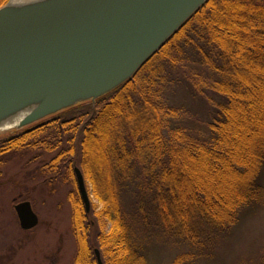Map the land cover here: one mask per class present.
Returning a JSON list of instances; mask_svg holds the SVG:
<instances>
[{
	"label": "trees",
	"instance_id": "obj_1",
	"mask_svg": "<svg viewBox=\"0 0 264 264\" xmlns=\"http://www.w3.org/2000/svg\"><path fill=\"white\" fill-rule=\"evenodd\" d=\"M186 63L206 69L195 86L214 96L197 130L172 126L179 110L166 96ZM31 152L49 184L76 188L77 167L105 205L87 214L70 194L75 264H97L95 248L103 264H150L152 236L197 247L230 231L264 195V0H208L131 80L0 137V167ZM199 257L193 248L170 264Z\"/></svg>",
	"mask_w": 264,
	"mask_h": 264
},
{
	"label": "water",
	"instance_id": "obj_2",
	"mask_svg": "<svg viewBox=\"0 0 264 264\" xmlns=\"http://www.w3.org/2000/svg\"><path fill=\"white\" fill-rule=\"evenodd\" d=\"M207 2L8 0L0 7V134L94 102L131 80ZM73 172L89 214L84 177L77 167ZM15 211L22 230L38 225L28 202ZM94 255L103 264L97 249Z\"/></svg>",
	"mask_w": 264,
	"mask_h": 264
},
{
	"label": "rangeland",
	"instance_id": "obj_3",
	"mask_svg": "<svg viewBox=\"0 0 264 264\" xmlns=\"http://www.w3.org/2000/svg\"><path fill=\"white\" fill-rule=\"evenodd\" d=\"M202 68L186 63L185 68L175 70V86L166 93L170 104L179 110L172 126L191 128L198 123L194 128L197 130L212 111L213 106L207 99L214 100V96L206 90L200 94L195 86L199 82L197 76L209 74ZM12 133H2L0 137ZM35 153L13 156L0 167V264H75L78 241L72 228L74 209L70 194L76 191L79 196L77 187L61 180L49 184L46 178L40 177L36 172L37 161H31ZM50 157L46 155L43 161L47 163ZM261 176L264 186V168ZM84 181L90 213L98 216L105 205L93 194L92 185L85 178ZM18 194L31 201L40 219L39 225L29 232L20 229L13 210L12 198ZM122 198L126 209L135 202L132 193L125 192ZM19 201L24 199L15 203ZM97 222L101 229L102 226L106 230L111 228V224L102 217ZM193 248L200 256L199 264H264V195L254 208L241 215L230 231L220 233L205 245L191 247L152 236L147 245L149 263L170 264L179 252Z\"/></svg>",
	"mask_w": 264,
	"mask_h": 264
},
{
	"label": "flooded vegetation",
	"instance_id": "obj_4",
	"mask_svg": "<svg viewBox=\"0 0 264 264\" xmlns=\"http://www.w3.org/2000/svg\"><path fill=\"white\" fill-rule=\"evenodd\" d=\"M22 196H23L22 194H18L17 197H13V198H12V199H13V210H14V213H15V216H16L17 220H18V217H17L16 211H15V206L18 205V204H20V203H22V202H28V203L30 204V207H31V209L33 210V212L37 215L36 211L33 209V206H32L31 201H29V200H25V198L22 197ZM18 199H24V201H19V202L15 203V201H17ZM27 199H28V198H27ZM37 217H38V215H37ZM39 223H40V219H39V217H38V225H39ZM18 225H19V227H20L19 220H18ZM38 225H37V226H38ZM37 226H36V227H37ZM36 227H35V228H36ZM35 228H34V229H35ZM20 229H21V227H20ZM21 230H22V229H21ZM32 230H33V229H32ZM22 231H24V232H29V231H31V230H28V231L22 230Z\"/></svg>",
	"mask_w": 264,
	"mask_h": 264
},
{
	"label": "bare ground",
	"instance_id": "obj_5",
	"mask_svg": "<svg viewBox=\"0 0 264 264\" xmlns=\"http://www.w3.org/2000/svg\"><path fill=\"white\" fill-rule=\"evenodd\" d=\"M16 124H17V123H16ZM6 126H7V125H6ZM6 126H5V127H6Z\"/></svg>",
	"mask_w": 264,
	"mask_h": 264
}]
</instances>
